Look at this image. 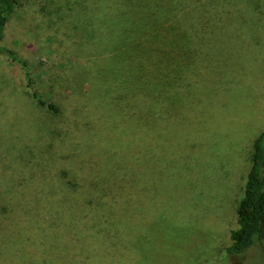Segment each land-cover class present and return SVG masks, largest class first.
<instances>
[{"label":"rangeland","instance_id":"1","mask_svg":"<svg viewBox=\"0 0 264 264\" xmlns=\"http://www.w3.org/2000/svg\"><path fill=\"white\" fill-rule=\"evenodd\" d=\"M19 3L10 18L4 46L16 52L22 62L0 56V160L10 153V142L20 147L38 140L41 124L50 133L60 132L68 122L67 114L82 100L83 95L67 88V70L62 67L67 64L68 71L79 77L73 57L76 60L80 53L72 47L77 48L74 43L83 32L68 31V25L92 20L90 28L101 30L94 32L89 48L98 49L100 39L107 43L105 65L97 56L88 59L103 69L97 77L96 73L89 75L85 86L90 92L98 88V93H104L109 85L114 89L115 82L119 84L118 99L115 93L112 98L99 95L100 103L99 97L92 95L93 104H104L102 115H110L106 128L111 131L117 127L110 114L115 103L124 111L130 97H149L165 104L173 94L179 101L177 84L182 71L192 61L194 68L201 43L207 49L212 40L213 64L201 70L202 91L197 103L188 107L181 103L172 119L175 136L169 139L173 153L167 177L170 182L164 186L157 182L156 202L143 206L141 254L128 264H264V244L242 256L227 252L252 143L264 132V0H253L248 10L238 8L247 0H234L235 13L229 6L231 0L221 5L215 0ZM49 15L60 20L58 26ZM85 60H80L81 64L86 65ZM26 71L40 97L55 104L59 113L45 107L38 111L33 106ZM191 111L190 123L186 118L176 122L181 113ZM181 128L183 131H178ZM7 164L13 170L19 167L15 160ZM7 251L8 263L21 261L18 256L6 255ZM31 261L33 258L28 263Z\"/></svg>","mask_w":264,"mask_h":264},{"label":"trees","instance_id":"2","mask_svg":"<svg viewBox=\"0 0 264 264\" xmlns=\"http://www.w3.org/2000/svg\"><path fill=\"white\" fill-rule=\"evenodd\" d=\"M215 2L221 5L224 0ZM247 2L238 8L248 10L253 0ZM19 5V0H0V56L22 62L16 52L4 46L10 18ZM229 6L235 13L234 0ZM61 12H58L60 17ZM53 16L49 15L51 19ZM52 22L58 26L60 20L52 19ZM91 25L92 20L86 19L74 28L68 25V31L83 32L82 38L74 43L77 48L72 47L73 52L80 53L79 57L75 60L70 56L78 65L79 77L76 75L75 79L67 64H62L67 70V88L71 93L83 95L79 105L67 114L68 122L58 133H50L41 124L43 130L38 140L22 144L21 149L10 142L13 146L10 153L0 160V264H29L31 258V264L135 262L141 254L138 243L143 234L140 222L146 215L143 206L156 202L157 182L163 186L170 182L167 177L173 153L169 139L175 136L172 119L181 103L184 107L197 103L202 91L201 70L204 65L208 68L213 64L212 40L207 49L201 43L194 68L192 61L182 71L177 84L179 101L174 100L173 94L165 104L149 97H130L124 111L113 103L114 113L110 114L117 127L111 131L106 128L110 115H102L100 109L104 104H93L92 95L112 98L115 93L118 99L119 84L115 82L114 89L113 84L112 89L109 85V89L102 90L104 93H98L96 87L90 92L85 86L89 75H101L100 64L105 65L103 60L108 52L106 41L101 39L98 49L89 48L95 39L94 32L101 30H92ZM202 39L206 42L205 36ZM91 56H97L100 64L96 60V64L88 61ZM80 60H85L86 65ZM26 76L33 106L38 111L45 107L59 113L55 104L42 99L34 89L28 71ZM90 84L93 85L92 80ZM185 99H188L186 104ZM99 100L101 103L100 97ZM192 116V111L183 112L176 122L186 118L190 123ZM9 160L18 161L19 167L10 169L13 166L7 164ZM261 244H264V132L252 143L227 252L242 256ZM5 251L21 261L8 263Z\"/></svg>","mask_w":264,"mask_h":264}]
</instances>
